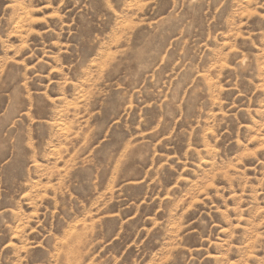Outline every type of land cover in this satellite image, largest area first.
Returning a JSON list of instances; mask_svg holds the SVG:
<instances>
[{"label": "rangeland", "instance_id": "obj_1", "mask_svg": "<svg viewBox=\"0 0 264 264\" xmlns=\"http://www.w3.org/2000/svg\"><path fill=\"white\" fill-rule=\"evenodd\" d=\"M0 264H264V0H0Z\"/></svg>", "mask_w": 264, "mask_h": 264}]
</instances>
